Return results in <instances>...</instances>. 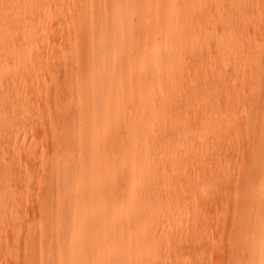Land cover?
Here are the masks:
<instances>
[{"label": "rangeland", "instance_id": "obj_1", "mask_svg": "<svg viewBox=\"0 0 264 264\" xmlns=\"http://www.w3.org/2000/svg\"><path fill=\"white\" fill-rule=\"evenodd\" d=\"M82 1L21 0L20 11L0 20L8 31L0 45V89L9 91L10 99L0 108V264H29L30 258L31 264L44 262L45 239L39 233L47 230L44 223H36V211L44 193L55 196L60 183L54 129L60 126L62 109L72 116L80 112L83 119L87 111L76 105L80 92H67L68 86L86 82L88 45L71 43L74 33L83 37L87 32ZM211 30L219 32V45L209 41L206 54L198 50L186 55L182 68L170 75L177 89L169 96L180 104L164 110L168 122L150 128L145 119L137 120L134 107L125 112L128 130L138 136L139 153H131V141L123 138L124 160L144 156L151 169L139 196L155 194L149 207L156 210V226L145 232L156 233L157 256L148 258L152 264H230L240 236L237 217L251 205L241 182L250 164L261 163L251 156L250 147L264 123V0H219V25ZM131 34L133 56L141 46L140 29ZM218 52L219 64L212 60ZM217 66L219 79H207ZM187 84L210 92L205 105L189 96ZM5 98L0 92V104ZM153 100L157 106L159 99ZM186 103L190 105L184 110L181 105ZM69 123L73 130L74 118ZM114 149L113 143L106 146L107 152ZM80 151L84 155L85 148ZM126 180L120 173L116 197L126 194ZM136 207L127 209L126 221L135 220ZM50 248L56 256L58 250Z\"/></svg>", "mask_w": 264, "mask_h": 264}, {"label": "bare ground", "instance_id": "obj_2", "mask_svg": "<svg viewBox=\"0 0 264 264\" xmlns=\"http://www.w3.org/2000/svg\"><path fill=\"white\" fill-rule=\"evenodd\" d=\"M81 5L87 32L83 37L74 33L71 43L88 45V64L83 73L86 82L80 87L68 86L67 92H80L76 105L87 107V111L83 119L80 112L72 116L62 109L60 126L54 129L53 157L58 161L60 183L53 190L57 192L55 196L52 191L44 193L36 211V223H44L47 230L39 233L45 239L43 264H152L148 258L157 256L153 252L156 233L145 232L156 226V210L149 207L155 194L139 196L151 169L144 156L137 160L132 157L128 163L124 160L123 138L131 141V153H139L138 136L128 130L125 112L134 107L137 120L145 119L150 128L169 121L164 110L180 104L169 96L177 89L170 75L182 68L186 55L198 50L206 54L209 41L219 45V32L211 30L219 25V0H83ZM213 6L217 10L213 11ZM21 8V0H0V20ZM161 15L163 27L159 24ZM135 27L140 29L137 42L141 46L132 56L131 33ZM7 32L0 22V45ZM23 39L27 42L29 36L25 34ZM212 60L219 64V52ZM206 78L219 79V66ZM187 86L189 96L205 105L210 92L192 84ZM0 92L6 96L0 104L2 108L10 99L9 91L1 88ZM154 98L159 99L157 106ZM189 105L181 108L186 110ZM70 118L75 120L73 130ZM163 129L161 125L159 130ZM178 130L179 135L187 137L184 129ZM255 137L250 153L261 163L250 164L246 180L241 182L248 190L246 199L251 205L237 217L236 231L240 236L231 249L230 264H264V123ZM112 143L114 151L107 152L106 146ZM125 165L130 167L128 171H124ZM158 170L152 175L153 187ZM120 173L127 175L126 194L118 198ZM134 204L135 220L128 222L125 214ZM52 246L58 250L56 256L51 255ZM31 261L30 258L29 264Z\"/></svg>", "mask_w": 264, "mask_h": 264}]
</instances>
